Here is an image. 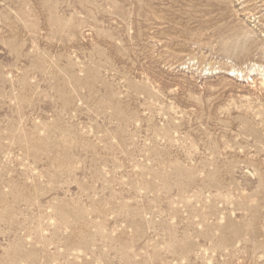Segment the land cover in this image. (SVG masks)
Returning <instances> with one entry per match:
<instances>
[{"label":"rangeland","instance_id":"374dc122","mask_svg":"<svg viewBox=\"0 0 264 264\" xmlns=\"http://www.w3.org/2000/svg\"><path fill=\"white\" fill-rule=\"evenodd\" d=\"M0 264H264V0H0Z\"/></svg>","mask_w":264,"mask_h":264}]
</instances>
